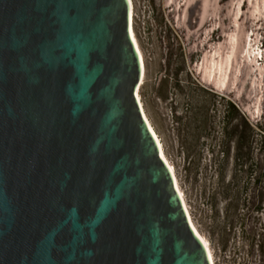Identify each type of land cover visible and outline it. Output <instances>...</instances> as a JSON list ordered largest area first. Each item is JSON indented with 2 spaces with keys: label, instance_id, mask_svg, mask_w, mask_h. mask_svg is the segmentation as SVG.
<instances>
[{
  "label": "water",
  "instance_id": "1",
  "mask_svg": "<svg viewBox=\"0 0 264 264\" xmlns=\"http://www.w3.org/2000/svg\"><path fill=\"white\" fill-rule=\"evenodd\" d=\"M131 0H0V264H214L143 107Z\"/></svg>",
  "mask_w": 264,
  "mask_h": 264
},
{
  "label": "rangeland",
  "instance_id": "2",
  "mask_svg": "<svg viewBox=\"0 0 264 264\" xmlns=\"http://www.w3.org/2000/svg\"><path fill=\"white\" fill-rule=\"evenodd\" d=\"M131 1L145 64L143 107L194 225L215 264H264V80L256 82L260 69L251 66L240 84L234 63L237 37L249 62L264 61L255 31L243 43L236 30L264 0H230L222 17L218 0Z\"/></svg>",
  "mask_w": 264,
  "mask_h": 264
},
{
  "label": "trees",
  "instance_id": "3",
  "mask_svg": "<svg viewBox=\"0 0 264 264\" xmlns=\"http://www.w3.org/2000/svg\"><path fill=\"white\" fill-rule=\"evenodd\" d=\"M230 0H218V9H219V15H221V17L223 16L222 13L225 12L228 4H229ZM186 6V4H184V7ZM183 7V6H181ZM235 16V9L232 10L231 12V17L229 20V23L232 25V28L234 27V18ZM232 19V20H231ZM223 24V21L220 22V25ZM183 31H182V35H183V39L187 41L188 36L190 34V31L192 30V26H191V22L187 21V22H183ZM220 29V28H219ZM236 30L240 33V32H244L242 34V38H243V43L245 42L246 36L248 34L249 30H253L256 33V40L257 37L261 38V43L262 46L264 47V9H260L258 11V14L252 13V12H248L245 13L240 20H238L236 22ZM236 45H235V50H234V59H235V65H237L239 67V78H240V84L244 82V80L246 79L247 75H248V69L251 66H258V69H260L259 71L256 72V82L259 83L260 81L264 80V61L261 62L259 65L249 62L248 61V57L245 54V49L244 46H242L241 42H240V38H236ZM244 49V50H243ZM257 57V55H255ZM263 58V55H262ZM242 144L238 146V150L239 153L237 155V158H242L244 156V151L242 149Z\"/></svg>",
  "mask_w": 264,
  "mask_h": 264
},
{
  "label": "bare ground",
  "instance_id": "4",
  "mask_svg": "<svg viewBox=\"0 0 264 264\" xmlns=\"http://www.w3.org/2000/svg\"><path fill=\"white\" fill-rule=\"evenodd\" d=\"M132 17H133V9H132ZM133 33H134V31H133ZM134 39H135V41H136V43H137V45H138V42H137V40H136V38H135V35H134ZM138 47H139V45H138ZM139 50H140V48H139ZM141 52V51H140ZM141 56H142V54H141ZM142 59H143V57H142ZM144 62V61H143ZM148 118V117H147ZM148 120H149V118H148ZM149 122H150V120H149ZM150 124H151V122H150ZM151 127H152V129H153V131H154V133H155V135H156V137H157V139H158V141H159V143H160V145H161V151H162V154H163V156L165 157V159L167 160V162L169 163V165H170V167H171V169H172V171H173V173H174V175H175V172H174V170H173V167L171 166V164H170V162H169V160H168V158H167V156H166V154H165V151H164V149H163V145H162V143H161V140H160V138H159V136L157 135V133L155 132V129L153 128V125L151 124ZM175 178H176V176H175ZM176 183H177V179H176ZM177 186H178V183H177ZM178 188H179V186H178ZM179 190H180V188H179ZM180 192H181V195L183 196V193H182V191L180 190ZM183 198H184V196H183ZM185 200V199H184ZM185 204H186V202H185ZM186 207H187V205H186ZM187 209H188V207H187ZM189 211V210H188ZM190 214V213H189ZM191 217V216H190ZM192 220V219H191ZM193 222V221H192ZM193 225H194V223H193ZM195 226V225H194ZM195 229L197 230V228H196V226H195ZM197 232L200 234V232L197 230ZM201 235V234H200ZM201 237L204 239V241L206 242V244H207V246H208V248H209V251H210V256L212 257V254H211V250H210V247H209V243L207 242V240L201 235ZM213 258V257H212ZM214 261V260H213ZM215 264V263H214Z\"/></svg>",
  "mask_w": 264,
  "mask_h": 264
}]
</instances>
